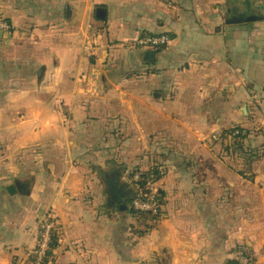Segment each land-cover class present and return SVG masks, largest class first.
Segmentation results:
<instances>
[{
	"label": "crops",
	"instance_id": "1",
	"mask_svg": "<svg viewBox=\"0 0 264 264\" xmlns=\"http://www.w3.org/2000/svg\"><path fill=\"white\" fill-rule=\"evenodd\" d=\"M0 17V264H30L49 210L47 264H223L235 245L264 264V0H0ZM142 34L171 42L125 46ZM236 126L230 151L200 142ZM158 155L163 216L134 234L124 172Z\"/></svg>",
	"mask_w": 264,
	"mask_h": 264
},
{
	"label": "trees",
	"instance_id": "2",
	"mask_svg": "<svg viewBox=\"0 0 264 264\" xmlns=\"http://www.w3.org/2000/svg\"><path fill=\"white\" fill-rule=\"evenodd\" d=\"M223 133L224 136L228 138L221 141H227L224 152L230 151L231 148H235L238 145L240 146L241 142L247 137L246 132L238 126L228 129ZM226 156L227 155L222 157L225 158ZM163 159L164 157L162 155H158L157 159L153 161V164H150L148 169L142 170L141 168L136 167L130 170L127 169L124 172L128 180V185L133 191L130 199L123 202L120 207H122V212H126L132 219L133 224H131V229L134 234L145 233L152 229L163 216L164 193L160 190H158V197L156 199L158 204L156 213L140 211L133 207V202L136 199L146 201L149 195V185L156 184L165 176V167L161 161ZM238 173L244 177L247 176V172L244 170H241ZM135 176L138 177L136 181L134 180ZM139 228L142 229V231H138L137 229ZM58 237V234L53 236L50 244L51 249H54L57 246ZM229 254L234 255V258L226 259L223 264H258L256 255L251 249L244 245L233 246L230 249ZM51 257L52 253H49L44 264L50 262Z\"/></svg>",
	"mask_w": 264,
	"mask_h": 264
},
{
	"label": "built area",
	"instance_id": "3",
	"mask_svg": "<svg viewBox=\"0 0 264 264\" xmlns=\"http://www.w3.org/2000/svg\"><path fill=\"white\" fill-rule=\"evenodd\" d=\"M12 28V24L0 17V31L9 32ZM171 42V37L168 34L149 35L142 34L137 38L127 41L125 46L133 49H148L159 50L166 48ZM226 131V130H224ZM224 131H215L210 135L208 139L201 140V144L207 148L216 143H220L222 140L228 139L224 136ZM135 176L134 180H137ZM158 189L156 184L149 185V195L146 201L134 200L133 207L137 210L156 213L158 209L157 204ZM37 234L36 245L28 255L30 264H44L49 253H52L50 248L51 240L54 235L58 234L59 226L53 213L49 210L42 212L37 219Z\"/></svg>",
	"mask_w": 264,
	"mask_h": 264
},
{
	"label": "water",
	"instance_id": "4",
	"mask_svg": "<svg viewBox=\"0 0 264 264\" xmlns=\"http://www.w3.org/2000/svg\"><path fill=\"white\" fill-rule=\"evenodd\" d=\"M98 12H99V11H98ZM98 12H97V15L99 14Z\"/></svg>",
	"mask_w": 264,
	"mask_h": 264
}]
</instances>
